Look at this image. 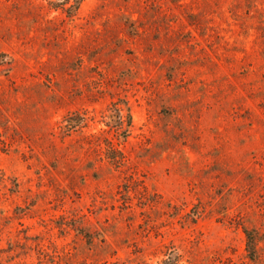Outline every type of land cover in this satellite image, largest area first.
I'll return each mask as SVG.
<instances>
[{
	"label": "rangeland",
	"instance_id": "rangeland-1",
	"mask_svg": "<svg viewBox=\"0 0 264 264\" xmlns=\"http://www.w3.org/2000/svg\"><path fill=\"white\" fill-rule=\"evenodd\" d=\"M72 2L0 0V264H264V0Z\"/></svg>",
	"mask_w": 264,
	"mask_h": 264
},
{
	"label": "trees",
	"instance_id": "trees-1",
	"mask_svg": "<svg viewBox=\"0 0 264 264\" xmlns=\"http://www.w3.org/2000/svg\"><path fill=\"white\" fill-rule=\"evenodd\" d=\"M83 2V0H73L72 5L70 6V8L68 9V12L70 13H76L78 12L81 3ZM246 235H247V245H248V249L251 253L255 252L256 247H257V240L253 237L252 232H248L245 231Z\"/></svg>",
	"mask_w": 264,
	"mask_h": 264
}]
</instances>
